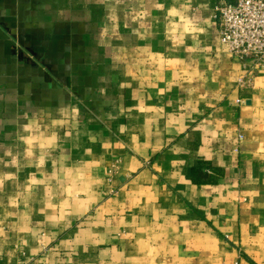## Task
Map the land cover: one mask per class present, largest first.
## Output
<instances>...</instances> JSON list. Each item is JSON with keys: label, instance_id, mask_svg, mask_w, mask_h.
Wrapping results in <instances>:
<instances>
[{"label": "crops", "instance_id": "0c3cea01", "mask_svg": "<svg viewBox=\"0 0 264 264\" xmlns=\"http://www.w3.org/2000/svg\"><path fill=\"white\" fill-rule=\"evenodd\" d=\"M220 1L0 0V264H264V70Z\"/></svg>", "mask_w": 264, "mask_h": 264}, {"label": "built area", "instance_id": "2783aa9c", "mask_svg": "<svg viewBox=\"0 0 264 264\" xmlns=\"http://www.w3.org/2000/svg\"><path fill=\"white\" fill-rule=\"evenodd\" d=\"M215 18L222 45L243 65L244 85L264 70V0H221Z\"/></svg>", "mask_w": 264, "mask_h": 264}]
</instances>
